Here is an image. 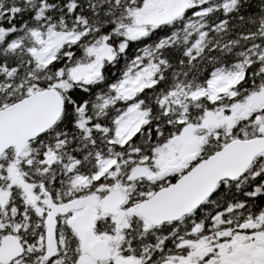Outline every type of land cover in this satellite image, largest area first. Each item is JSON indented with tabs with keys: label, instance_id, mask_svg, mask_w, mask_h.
<instances>
[{
	"label": "snow or ice",
	"instance_id": "obj_1",
	"mask_svg": "<svg viewBox=\"0 0 264 264\" xmlns=\"http://www.w3.org/2000/svg\"><path fill=\"white\" fill-rule=\"evenodd\" d=\"M0 264H264V0H0Z\"/></svg>",
	"mask_w": 264,
	"mask_h": 264
}]
</instances>
